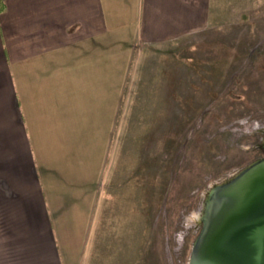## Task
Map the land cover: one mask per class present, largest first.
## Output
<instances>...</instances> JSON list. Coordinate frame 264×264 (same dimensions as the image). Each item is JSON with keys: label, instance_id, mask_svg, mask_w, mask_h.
Masks as SVG:
<instances>
[{"label": "crops", "instance_id": "crops-1", "mask_svg": "<svg viewBox=\"0 0 264 264\" xmlns=\"http://www.w3.org/2000/svg\"><path fill=\"white\" fill-rule=\"evenodd\" d=\"M3 1L0 264H68L69 246L84 243L79 224L86 234L94 218L89 200L111 151L126 55L223 21L226 4Z\"/></svg>", "mask_w": 264, "mask_h": 264}, {"label": "rangeland", "instance_id": "rangeland-1", "mask_svg": "<svg viewBox=\"0 0 264 264\" xmlns=\"http://www.w3.org/2000/svg\"><path fill=\"white\" fill-rule=\"evenodd\" d=\"M231 2L223 21L126 55L94 218L68 264H191L220 184L264 158V0Z\"/></svg>", "mask_w": 264, "mask_h": 264}, {"label": "water", "instance_id": "water-1", "mask_svg": "<svg viewBox=\"0 0 264 264\" xmlns=\"http://www.w3.org/2000/svg\"><path fill=\"white\" fill-rule=\"evenodd\" d=\"M220 185L191 264H264V158Z\"/></svg>", "mask_w": 264, "mask_h": 264}, {"label": "trees", "instance_id": "trees-1", "mask_svg": "<svg viewBox=\"0 0 264 264\" xmlns=\"http://www.w3.org/2000/svg\"><path fill=\"white\" fill-rule=\"evenodd\" d=\"M4 9V1L0 0V12Z\"/></svg>", "mask_w": 264, "mask_h": 264}]
</instances>
